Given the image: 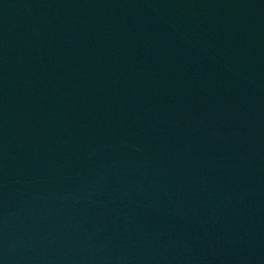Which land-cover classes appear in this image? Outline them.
I'll list each match as a JSON object with an SVG mask.
<instances>
[{"label":"water","instance_id":"obj_1","mask_svg":"<svg viewBox=\"0 0 264 264\" xmlns=\"http://www.w3.org/2000/svg\"><path fill=\"white\" fill-rule=\"evenodd\" d=\"M0 264H264V0H0Z\"/></svg>","mask_w":264,"mask_h":264}]
</instances>
